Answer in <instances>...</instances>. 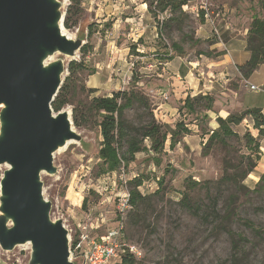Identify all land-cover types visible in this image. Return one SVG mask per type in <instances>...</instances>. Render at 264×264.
I'll list each match as a JSON object with an SVG mask.
<instances>
[{
    "label": "rangeland",
    "instance_id": "rangeland-1",
    "mask_svg": "<svg viewBox=\"0 0 264 264\" xmlns=\"http://www.w3.org/2000/svg\"><path fill=\"white\" fill-rule=\"evenodd\" d=\"M59 1L63 6V12L67 14L71 0ZM156 2L157 0L154 6ZM204 3L208 4L210 16L214 19L217 28L221 16L219 12L224 5L237 10L243 7L245 11H249L250 16L260 12L258 0H193L188 4V8L183 7L182 12H177L174 16L170 11L165 14L158 11L156 18L150 13L152 19L149 22L155 27V30H152L154 33L149 37L151 39L142 38L137 43L129 42L127 46L130 51L127 56L122 55V52H118L111 45L109 47L110 42L115 41L111 18L106 22H97V20L92 22L94 33L88 39L86 26L80 24L84 13L79 17L73 13L70 15L72 21L79 20V23L76 27L67 30L73 34L75 41L82 40L90 44V51L86 55H82L81 50L76 52L74 57L62 53L54 55L57 62L64 64L66 77L69 75L68 68L72 61H82L86 67L73 77L71 85L76 91L71 96V104L76 105L78 101L89 104L93 96H110L114 93V87H119L120 91L139 93L148 104L146 109L139 102H135L133 107L125 112V118L131 125L137 128L143 127L154 120L162 127V131H167L170 128L174 129L177 123L183 122V125L191 127L193 131L192 135L180 137L175 148H170L167 143L161 154L150 151L147 146H151V141L145 140L142 145L143 150L135 156L134 161L131 160L126 167L123 166L116 172L104 173L102 161L99 159L102 141L99 128H76L80 140L55 156L54 167L57 173L42 177L44 195L52 205V219L61 220L66 228L74 233L76 239L80 236L81 226L86 227L91 239L100 241L102 236L117 224L118 218L115 214L117 191L114 185L117 183V190L123 185L122 174L127 179L129 188L137 178L151 182L159 177L166 188V197L164 200L156 197L152 204H147L149 228L142 229L129 224L132 209L126 219V239L130 244L143 250V264H171L173 258L182 259L183 264H231L234 253L230 236L219 230L214 218L208 224H203L201 220L183 209L179 202L185 190V182L189 178L216 183L224 176L226 170L233 174L240 172L231 167L242 163L244 157L251 153L243 137L247 132L257 136V131L252 127L253 122L247 118L240 126L234 127L233 130L238 134V138L229 139L227 148L217 144L211 148L208 155H204V149L207 148L205 146L208 145L206 135L214 130L210 127L209 119H202L204 113L189 114L184 110L182 115L178 112L163 115L155 109L153 93L146 88L161 90L168 87L167 83L153 84L155 76L153 78L152 76L156 72L172 77L180 69H186L187 62L196 57L218 56V50L212 49L211 44L212 41L215 43L219 39L214 36L216 33L205 18L201 8ZM239 16L237 15L236 18ZM206 24H208L207 29H203H206L208 39L204 40L198 37L197 31L199 29L203 31L201 25ZM114 51L126 60H120L118 57L117 59ZM170 57L176 62L168 65ZM119 62L122 63L121 67H118ZM96 72H100V75L94 80L92 76ZM251 81L244 80L241 83L246 101L263 107L264 75L257 74ZM89 85H100L101 94L91 97L86 90ZM238 85L240 86L236 81L229 84L231 87ZM250 85L260 87L261 91L250 90ZM79 88L83 92L78 93ZM163 98L162 100L165 101L166 99ZM218 99L219 106L227 107L225 110L229 114L246 110L235 108L240 104V98L231 92ZM167 100L165 102H168ZM181 106L182 104L177 108ZM65 110L73 115L72 105L66 106ZM216 124L219 127L217 122ZM123 151L125 152L126 148ZM253 153L254 160L257 161V157L261 158L256 152ZM258 165L257 161V167ZM4 171L5 167H0V179ZM256 171L257 174L249 175L244 182L249 189L248 193L235 191L234 186L230 184L221 187L217 184L211 186L213 196L223 191L221 214L224 216V226L228 225L234 233L241 234L248 240L244 243L243 254L239 255L243 258L242 264H264V183L258 186L260 175L264 174V170L258 172L256 168ZM99 188L103 193L97 192ZM149 194L151 193L148 190L145 195ZM231 195L237 198L234 205L228 202ZM196 196L205 200L204 191ZM231 209L236 210L237 218L227 223L226 219L230 216L227 215L231 214ZM246 222H250L253 228L247 226ZM258 230L261 232H257ZM169 243H172L177 251L168 252L166 246ZM74 254H77L76 251ZM0 264H32L30 249L20 247L5 251L0 246Z\"/></svg>",
    "mask_w": 264,
    "mask_h": 264
},
{
    "label": "water",
    "instance_id": "water-1",
    "mask_svg": "<svg viewBox=\"0 0 264 264\" xmlns=\"http://www.w3.org/2000/svg\"><path fill=\"white\" fill-rule=\"evenodd\" d=\"M55 15L50 0H0V105L7 106L0 121L3 116L8 123L0 137V164L12 166L2 182L3 211L15 220L7 228L0 216V246L31 242L37 250L32 264H74L69 231L62 221L50 222L52 205L42 202L38 182L40 170L56 171L52 154L59 144L80 140L72 116L70 125L65 109L55 113L52 108L66 77L60 82L57 68L46 72L41 59L44 50L74 57L86 43L68 41L52 29Z\"/></svg>",
    "mask_w": 264,
    "mask_h": 264
},
{
    "label": "trees",
    "instance_id": "trees-1",
    "mask_svg": "<svg viewBox=\"0 0 264 264\" xmlns=\"http://www.w3.org/2000/svg\"><path fill=\"white\" fill-rule=\"evenodd\" d=\"M156 0H146L148 4L149 12L153 17H158L157 12L161 14L170 11L174 16L177 12H182L183 6L193 0H157L156 6H154ZM260 12L252 17L250 28L247 35V51L250 53V58L243 65L238 66V70L242 76V79L249 80L254 73L264 67V0H258ZM82 1L71 0V5L67 11L64 21V27L66 29H72L76 27L79 20L72 21L70 15L73 13L76 17L83 14ZM94 25L88 26L87 38L90 39L94 33ZM175 46L173 45L172 48ZM90 51L89 42L81 48L82 55H86ZM169 59L172 60V57ZM86 68L83 62L72 61L69 64V75L66 77L65 82L59 91L57 97L52 103V108L55 113L63 111L66 106H73V122L76 128H94L97 127L100 130L102 141L101 148L99 150V159L102 161V172H116L123 166L131 161L135 160V156L143 150L142 145L146 139H149L152 143V150L155 154H161L165 150L166 142L170 136V147L175 148L179 142V138L191 133L183 122L176 124L175 129H168L162 131V127L154 120H151L143 127H135L131 125L125 118V112L131 109L135 102H139L144 108H148L146 99L139 93L134 91H117L112 96H93L98 90L87 88V94L92 97L89 104L78 101L76 105L71 104V96L75 93L76 89L71 85L74 75ZM85 90V89H84ZM83 92L80 88L79 92ZM215 99L210 95H199L196 97L188 96L184 104L180 107L179 112L182 114L184 110L189 114H201L204 113L202 119L207 120L209 116L207 112L212 111L214 107ZM250 118L253 122V129L257 131V136L247 132L244 135L246 147L251 150L250 155L244 157V161L238 165L231 167V169L240 170V172L233 174L226 170L224 176L216 183L213 181H196L189 178L185 182V190L182 195V199L179 202L180 206L187 210L192 216L198 218L203 224H208L212 218L218 223L219 230L228 234L231 238L233 253L231 264H242L243 258L239 255L243 254L244 243L248 240L241 234L234 233L227 226H224V216L221 214L223 206V191L211 195L212 185L224 186L227 184L233 185L235 191L248 193L249 189L244 184L249 175L257 174V161L260 160L257 157V161L253 159V152L256 155L259 150L258 138L264 137V113L260 108L246 109L241 113L231 114L227 118L218 117L216 122L219 127L213 130L210 134L207 148L204 149V155H208L211 148L217 144L227 148L229 146L228 140L231 138H238V134L233 130L234 127L240 126L244 120ZM124 148L126 151L124 152ZM258 156V155H257ZM142 178L135 179L131 184V203L132 213L129 218V224L132 227H138L142 229H148V211L147 204H152L156 197H160V200H164L166 197V188L163 181L160 182L158 190L155 192L142 196L138 188L143 184ZM264 183V174L260 175V181L258 186ZM205 192L204 198H200L197 194ZM153 194V195H152ZM228 202L234 205L237 198L231 195L228 198ZM205 201L208 203H205ZM230 215V216H229ZM233 217H232V216ZM226 221L230 222L231 219L237 218L236 210L231 209V214ZM247 226L253 228L250 222L245 223ZM257 232H261L258 230ZM169 251H177L172 246V243L166 246ZM119 264H143V260L136 259L131 255H124ZM171 264H183L182 259L173 258Z\"/></svg>",
    "mask_w": 264,
    "mask_h": 264
},
{
    "label": "crops",
    "instance_id": "crops-1",
    "mask_svg": "<svg viewBox=\"0 0 264 264\" xmlns=\"http://www.w3.org/2000/svg\"><path fill=\"white\" fill-rule=\"evenodd\" d=\"M190 2H188V4ZM188 4L183 7L188 8ZM82 8L84 14L83 18L80 20V24L86 26L87 32L88 26L93 25L92 22L95 20H97V22H106L111 18L115 41L110 42L109 47L111 45L118 52H122V55L125 56L129 55L130 49L127 46L129 42L137 43L142 38L150 40V35L154 33L152 30H155L154 25H151L149 22L152 18L146 0H84L82 1ZM222 8L221 12H219L221 16L216 35L214 34L219 40L215 41V43L212 41L211 44L212 49L218 50L219 54L217 57H209L208 55H201L200 58L196 57L194 60L187 62L186 69H180L179 72L175 73L172 77H167L164 73L156 72V74L154 73L155 75L153 74L152 78L154 76L156 77L153 78V84H168V87L161 90L159 88L155 89L152 87H146L150 93H153L152 97L155 102L154 107L156 110L160 111L161 114H169L170 112H172V114L174 112L181 114L179 112L180 107H177L180 104L183 105L188 96L196 97L199 95H210L216 99V101L213 110L207 112V115L209 116L210 127L216 130L218 126L215 119L218 117L227 118L231 115L225 110L227 107L219 106L220 102L218 97L229 95L230 92L234 95H238L240 98V104L237 105L238 107H235L238 110L260 108L264 113V106L259 107L254 102L246 101L245 93L241 86L244 79H242L238 70V66L243 65L250 58V53L247 51V35L253 16L251 15V17L249 11H245L243 7H240V10H237L224 5ZM236 14L240 16L236 18ZM98 19L101 20L98 21ZM207 27L208 24L201 25L203 31H201V29L197 31L198 37L203 38L204 40L208 39V37H206L207 33L205 32ZM158 36L159 35L156 33V37ZM117 51L116 53L114 51L116 58L118 57L120 60H126L122 56L120 57L117 55ZM175 62L176 60L172 59L168 65ZM121 64L122 63L119 62L118 67H121ZM180 66H182V64ZM260 73L264 75V67H260L248 82H252L251 80L253 77ZM98 75H100V72H96L92 76L94 77V80L97 79L96 76ZM233 81L238 82L240 86H229ZM87 88L97 89L98 92L96 94H101L100 85H89ZM116 91H120V88L114 87L113 92ZM165 94L168 96V102L162 100L163 95ZM210 113L213 116L210 115ZM187 127L191 133L182 136V138L192 135L193 133L192 128L189 126ZM212 131L213 130H211L210 133ZM206 137H208V141L210 134L206 135ZM167 143H169L170 146V136L168 137L166 144ZM258 143L260 147L257 155H260L261 158L258 161L259 165L257 170L258 172H263L264 137L258 138ZM151 146L148 145L147 147L153 152ZM155 181L160 184L161 178L157 177Z\"/></svg>",
    "mask_w": 264,
    "mask_h": 264
},
{
    "label": "built area",
    "instance_id": "built-area-1",
    "mask_svg": "<svg viewBox=\"0 0 264 264\" xmlns=\"http://www.w3.org/2000/svg\"><path fill=\"white\" fill-rule=\"evenodd\" d=\"M201 8L203 10V13L205 14L207 22L210 24L213 31L216 33L217 26L212 16H210L208 4L204 3ZM250 90L261 91L260 87L256 85H250ZM163 97L166 100L168 99V96L166 94ZM122 180L123 185L120 187L119 190H117V183L116 185H114L115 190L117 191L115 195V214L118 218V222L113 228H110L104 236H102L100 241H95L91 239L88 233L86 232V227H79L81 232L78 239L75 238V235L71 230L67 229L69 231V249L71 254V262H73L74 264H119L124 255H131L138 260L143 258V250L136 245L130 244L126 239L125 226L127 216L132 209V196L131 188H129L128 181L127 179H125L123 174ZM158 187L159 184L156 181H145L138 188V191L142 196H145V193L148 190L150 191V193H153L158 190ZM101 188L97 189V192L103 193ZM74 251H76L77 254H74Z\"/></svg>",
    "mask_w": 264,
    "mask_h": 264
},
{
    "label": "bare ground",
    "instance_id": "bare-ground-1",
    "mask_svg": "<svg viewBox=\"0 0 264 264\" xmlns=\"http://www.w3.org/2000/svg\"><path fill=\"white\" fill-rule=\"evenodd\" d=\"M50 2L55 6V11H56L55 19L50 24V27L52 29H54L62 38L66 39L68 41H73L74 40L73 34H71L62 25L64 12H63V6H62L61 2L59 0H50ZM56 50H54V51H56ZM56 53H62L64 55H66V56H69L67 53L61 52V51L53 52V51H49V50H44V55H43V57L41 59V65H42V68L46 72L50 71L53 68H57L58 69V77H59L60 82H61L66 77V70H65L64 64L57 65L58 62L54 58V55ZM6 108H7V106L5 104H1L0 105V109H3L5 111ZM63 113L68 117V121L70 122V125H71L70 111L65 110ZM58 116H59V114L54 115L55 118H57ZM7 126H8V123L2 116V119L0 121V137L1 138L4 137L5 129H6ZM74 130H75V133L77 135H79L77 129L74 128ZM75 142H76V140H74V139L66 138L61 144H59V146L56 148V150L52 154L53 155L52 156L53 157V166H54L55 156L58 153H60L63 150H65L66 148H68L72 143H75ZM2 166L5 167V171L3 172L2 177L0 179V195H1L0 215H1V217H4L6 219L7 228H12L15 225L14 217H12L10 214L4 213V211H3V204H4V200L6 199V195H4L3 186H2V182L4 181V179L6 177V173L11 171L12 166L10 164H8V163L0 164V167H2ZM55 169L56 168L54 167V170ZM55 173H57V172L56 171L53 172L52 170L42 169V170H40L39 176H38V182L40 183L41 199H42V202L47 204L48 206L50 205V202L48 201V199L44 195V185H43L42 177H43V175L52 176ZM48 217L50 219V222L53 225H56V224L60 223V221H61L59 219H56V220L52 219L50 210L48 212ZM20 247H24V248L28 247L30 249L31 261H35V253H36L37 250H36V248L33 246V244L31 242L16 243L10 248H2V249L5 250V251H11V250H15V249L20 248ZM69 247H70V244H69ZM70 259H71V254H70Z\"/></svg>",
    "mask_w": 264,
    "mask_h": 264
}]
</instances>
